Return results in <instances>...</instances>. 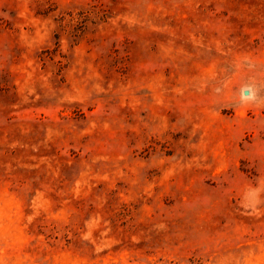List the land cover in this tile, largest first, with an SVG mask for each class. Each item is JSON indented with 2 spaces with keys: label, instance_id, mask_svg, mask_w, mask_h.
Instances as JSON below:
<instances>
[{
  "label": "rangeland",
  "instance_id": "374dc122",
  "mask_svg": "<svg viewBox=\"0 0 264 264\" xmlns=\"http://www.w3.org/2000/svg\"><path fill=\"white\" fill-rule=\"evenodd\" d=\"M0 264H264V0H0Z\"/></svg>",
  "mask_w": 264,
  "mask_h": 264
}]
</instances>
